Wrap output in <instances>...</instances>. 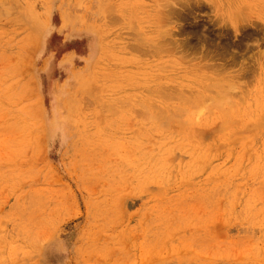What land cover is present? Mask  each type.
<instances>
[{
  "label": "rangeland",
  "instance_id": "rangeland-1",
  "mask_svg": "<svg viewBox=\"0 0 264 264\" xmlns=\"http://www.w3.org/2000/svg\"><path fill=\"white\" fill-rule=\"evenodd\" d=\"M0 264H264V0H0Z\"/></svg>",
  "mask_w": 264,
  "mask_h": 264
}]
</instances>
